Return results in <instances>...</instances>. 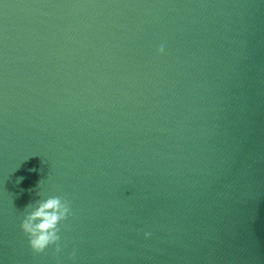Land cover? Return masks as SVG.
Instances as JSON below:
<instances>
[{
	"label": "clouds",
	"instance_id": "9594fccd",
	"mask_svg": "<svg viewBox=\"0 0 264 264\" xmlns=\"http://www.w3.org/2000/svg\"><path fill=\"white\" fill-rule=\"evenodd\" d=\"M164 50V45H161L157 54L163 55ZM26 210L20 227L32 251L40 254L50 246H55L53 255L58 256L62 251L59 225L72 215L69 202L60 196H51L29 204ZM144 235L147 238L151 233L146 232ZM74 257L75 251L71 253V258Z\"/></svg>",
	"mask_w": 264,
	"mask_h": 264
}]
</instances>
